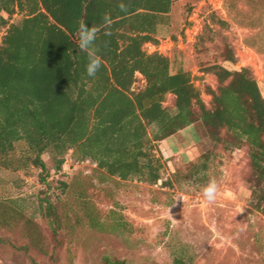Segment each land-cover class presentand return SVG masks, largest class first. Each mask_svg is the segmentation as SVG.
I'll use <instances>...</instances> for the list:
<instances>
[{"label":"trees","instance_id":"16d2710c","mask_svg":"<svg viewBox=\"0 0 264 264\" xmlns=\"http://www.w3.org/2000/svg\"><path fill=\"white\" fill-rule=\"evenodd\" d=\"M175 1L0 0V28L5 29L0 43V167L25 174L40 169L46 176L53 168L58 174L70 152L73 163L94 164L102 179L154 185L163 169L158 144L199 124L216 143L248 147L250 203L261 210L264 96L251 70L207 67L217 82L215 88L206 86L207 106L189 72L171 73L168 56L143 48L159 42L157 27L166 23ZM16 13L21 19L9 23ZM105 16L110 26H104ZM82 21L100 29L96 51L103 68L95 78L86 76L87 58L75 43ZM225 60L235 62L234 54ZM138 75L142 87H135ZM168 95L173 96V111L164 106ZM59 184L63 191L68 187L65 181ZM49 186L37 207L59 245L63 222L56 201L48 197ZM91 223L98 225L94 218ZM50 259L56 264L54 254ZM104 264L125 261L105 258Z\"/></svg>","mask_w":264,"mask_h":264},{"label":"rangeland","instance_id":"374dc122","mask_svg":"<svg viewBox=\"0 0 264 264\" xmlns=\"http://www.w3.org/2000/svg\"><path fill=\"white\" fill-rule=\"evenodd\" d=\"M21 17L16 13L9 23ZM158 41L170 72H189L207 106L206 86L217 84L206 71L212 64L249 68L264 96V0H177L159 25ZM151 45H144L147 53ZM230 53L235 62L225 60ZM137 78L135 87H142ZM164 106L173 111L172 95ZM156 154L163 169L154 185L102 179L88 161H69L47 176L40 169L25 174L0 167V264H53L52 254L56 264H104L105 258L125 264H176L175 258L184 264H264V205L256 210L250 203L248 147L216 143L197 124L160 142ZM43 157L49 167V155ZM213 180L218 195L208 203L201 189ZM60 181L68 184L65 191ZM45 184L63 222L59 245L37 207L47 196Z\"/></svg>","mask_w":264,"mask_h":264},{"label":"clouds","instance_id":"9594fccd","mask_svg":"<svg viewBox=\"0 0 264 264\" xmlns=\"http://www.w3.org/2000/svg\"><path fill=\"white\" fill-rule=\"evenodd\" d=\"M123 8V5H121ZM112 23L108 16L103 18L104 26H110ZM100 29L98 26H88L85 22L78 24L75 43L77 48L84 53L87 60L84 66V71L87 77L95 78L99 71L103 68V60L97 54L96 41ZM202 197L208 203H212L217 199L218 186L216 182L210 181L201 189Z\"/></svg>","mask_w":264,"mask_h":264},{"label":"built area","instance_id":"2783aa9c","mask_svg":"<svg viewBox=\"0 0 264 264\" xmlns=\"http://www.w3.org/2000/svg\"><path fill=\"white\" fill-rule=\"evenodd\" d=\"M191 29V27L189 28V27H187L186 29H185V32H184V34H188V32L186 33V31H188V30H190ZM197 35V34H196ZM195 35V36H196ZM195 36H194V38H195ZM151 47L153 48V51L152 52H158V53H160V54H163V55H165V48H163V45H162V42H158L157 44H153V45H151ZM72 162V158H71V154H70V152L65 156V163L64 164H66L67 162ZM75 165H77L78 163H74Z\"/></svg>","mask_w":264,"mask_h":264},{"label":"crops","instance_id":"0c3cea01","mask_svg":"<svg viewBox=\"0 0 264 264\" xmlns=\"http://www.w3.org/2000/svg\"><path fill=\"white\" fill-rule=\"evenodd\" d=\"M159 26L157 27V39H158ZM172 138V137H171ZM170 139V138H169Z\"/></svg>","mask_w":264,"mask_h":264}]
</instances>
